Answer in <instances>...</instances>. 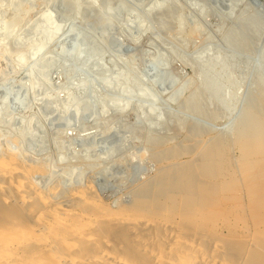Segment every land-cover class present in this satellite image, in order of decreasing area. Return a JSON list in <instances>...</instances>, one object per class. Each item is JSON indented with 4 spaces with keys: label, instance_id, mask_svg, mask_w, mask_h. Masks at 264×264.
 I'll list each match as a JSON object with an SVG mask.
<instances>
[{
    "label": "rangeland",
    "instance_id": "obj_1",
    "mask_svg": "<svg viewBox=\"0 0 264 264\" xmlns=\"http://www.w3.org/2000/svg\"><path fill=\"white\" fill-rule=\"evenodd\" d=\"M261 92L264 0H0V158L40 169L35 186L78 221L106 229L227 145L200 172L194 219L154 208L127 223L152 245L130 261L264 264V153L248 167L234 133Z\"/></svg>",
    "mask_w": 264,
    "mask_h": 264
},
{
    "label": "bare ground",
    "instance_id": "obj_2",
    "mask_svg": "<svg viewBox=\"0 0 264 264\" xmlns=\"http://www.w3.org/2000/svg\"><path fill=\"white\" fill-rule=\"evenodd\" d=\"M252 28L249 27V29ZM75 56H77V59L80 57L77 53ZM15 66H17L16 70L20 69L17 64ZM263 97L264 93L261 92L254 101L255 104L248 108L246 115L236 124L234 129L235 146L241 148L242 159L247 160V165L250 168L255 165L252 158L264 153ZM226 139L228 138H221V143ZM226 146L223 142L217 150L209 152L199 167L190 162L187 164L188 166L181 170L168 171L163 178H160V181L153 185V192L148 190L141 193L132 208L116 212L111 211L109 213L110 218L107 219V221H111V225L106 229L96 230L93 228L95 220H88L85 223L81 220L78 221L80 213L75 210L76 208H66L64 205L59 204L61 202H52L54 199H51L50 196L53 193H49V195L48 192H45L47 190L43 192V189L40 190L37 188L38 186H35L34 178L38 179L36 176L41 173L40 169L36 170L21 165L12 155L0 158V264H78L81 258L84 264H139L136 261H130L131 258H137L133 255V252L137 253L139 249L142 253L141 251L144 248L143 251L151 254L152 245L145 244L144 232L135 235L133 239L127 237V231L130 227L127 223L139 221L140 218L148 219V210L154 208L170 209V219L178 215H182L183 220L194 219L195 206L198 205V202H202L196 198V189L201 179L200 172L208 165L214 164L215 160L223 157L228 150ZM171 155L172 157H178L179 153ZM213 171L218 172L219 169L214 168ZM252 174L251 176L254 175ZM201 186L199 185V190L204 185L201 184ZM40 188L42 187L40 186ZM207 192L202 194H207ZM74 194V197L77 198L90 197L89 195L94 196V191L90 188H79ZM177 237L179 238V236ZM88 245H92V250L85 257L81 256L80 253ZM136 253L135 255L139 256ZM177 253L178 251L174 253V257H177L174 264H184V257L191 256L187 252L186 255ZM142 255L141 257H143ZM161 257L160 253L154 256L158 260H161ZM217 262L210 261L206 264H218ZM79 264L81 263L79 262Z\"/></svg>",
    "mask_w": 264,
    "mask_h": 264
}]
</instances>
